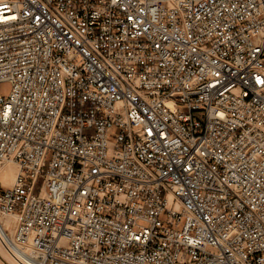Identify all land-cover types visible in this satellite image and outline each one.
I'll return each mask as SVG.
<instances>
[{
  "label": "built area",
  "instance_id": "built-area-1",
  "mask_svg": "<svg viewBox=\"0 0 264 264\" xmlns=\"http://www.w3.org/2000/svg\"><path fill=\"white\" fill-rule=\"evenodd\" d=\"M3 81L14 264H264V0H0Z\"/></svg>",
  "mask_w": 264,
  "mask_h": 264
},
{
  "label": "rangeland",
  "instance_id": "rangeland-1",
  "mask_svg": "<svg viewBox=\"0 0 264 264\" xmlns=\"http://www.w3.org/2000/svg\"><path fill=\"white\" fill-rule=\"evenodd\" d=\"M10 88H11V87H10V83L5 82V81L0 82V96L6 98L7 95L9 94V92H10ZM8 165L11 167L10 169L12 170L13 173H14L15 171H17V167H16V165H14L13 163H7L6 165L0 167V170H1L2 168L4 169V168L7 167ZM11 179H12V178H11ZM11 179H9V181H7L5 185H9L10 182H11ZM0 183H2V182H0ZM2 184H3V183H2ZM3 185H4V184H3ZM0 189H1V186H0ZM0 255H1V256H0V264H6V261H5L4 259L8 260L9 263L14 264V262H12L11 259L7 256V254L4 253V251L1 249V246H0ZM1 257H3L4 259H2ZM7 264H8V263H7Z\"/></svg>",
  "mask_w": 264,
  "mask_h": 264
},
{
  "label": "bare ground",
  "instance_id": "bare-ground-1",
  "mask_svg": "<svg viewBox=\"0 0 264 264\" xmlns=\"http://www.w3.org/2000/svg\"><path fill=\"white\" fill-rule=\"evenodd\" d=\"M11 167L8 165L7 167H5L4 169L2 168L0 170V182H2L4 185L6 184L7 181H9V179H11L10 184L12 183V181L14 180L17 171H15L14 173L12 172V170L10 169ZM1 249L5 252V250L3 249L2 245L0 244ZM7 254V253H6ZM1 256V255H0ZM7 256L10 258V256L7 254ZM2 259H4L3 257H1ZM11 259V258H10ZM6 260V259H4ZM8 261V260H6ZM11 261L13 262V260L11 259Z\"/></svg>",
  "mask_w": 264,
  "mask_h": 264
}]
</instances>
